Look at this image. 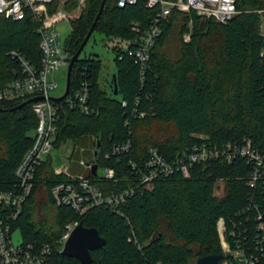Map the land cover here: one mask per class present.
Returning <instances> with one entry per match:
<instances>
[{"label": "trees", "instance_id": "trees-1", "mask_svg": "<svg viewBox=\"0 0 264 264\" xmlns=\"http://www.w3.org/2000/svg\"><path fill=\"white\" fill-rule=\"evenodd\" d=\"M117 1L106 0L95 29L119 40L114 46L112 89L103 88L99 81L101 59L81 55L72 70L70 90L73 93L88 80L94 112L86 115L66 100L57 102L54 149L69 140L83 139L84 152L88 146L93 148L100 168L116 170L117 182H99L106 194L128 186L135 173L131 162L146 158L149 148L172 163L194 145L250 140L264 155V13H259L264 10V0H236L239 13L227 23L196 11L173 9L161 23L162 33L151 51L144 80L139 64L128 56L137 37L133 27L137 23L142 30L148 28L161 7L151 8L146 0H138L121 8ZM103 2L87 0L82 16L73 23L65 40L71 57L88 35ZM77 6V0H68L66 9ZM36 27L30 18L13 21L0 16V88L16 78L12 71L17 63L11 51L21 52L40 66L41 36ZM177 27L182 39L178 59L167 53ZM186 34L191 35L189 42ZM123 101L128 102L127 108ZM24 103L0 101V192L17 186L16 170L34 144L39 120L32 103L19 108ZM142 112L145 116L140 118ZM126 120L130 126L125 125ZM129 141V151L106 157L115 145ZM252 170L245 159L198 164L189 177L175 170L168 179L155 181L152 191L131 196L118 210L102 206L78 214L70 206L55 203L52 189L66 176L56 175L53 158L48 156L37 168L34 189L14 229L21 232L25 243L51 244L52 264H80L60 252V240L70 221L96 228L106 240L104 247L92 252V264H190L193 258L223 253L217 230L221 218L228 227L242 210L254 219L255 203L264 199L261 186L254 189L249 184ZM219 180L225 183L223 196L216 194ZM256 224L253 220V226Z\"/></svg>", "mask_w": 264, "mask_h": 264}, {"label": "built area", "instance_id": "built-area-1", "mask_svg": "<svg viewBox=\"0 0 264 264\" xmlns=\"http://www.w3.org/2000/svg\"><path fill=\"white\" fill-rule=\"evenodd\" d=\"M0 0V16L13 21L32 19L36 22V31L41 36L42 59L40 66H36L21 52L13 50L11 58L16 61V67L12 73L14 80L0 88V101L33 100V110L36 113L39 125L34 134V144L27 152L16 170L18 184L11 190L0 192V206L3 213L0 214V264H52L54 248L51 244L36 246L24 241L16 244L13 240L14 224L21 217L24 207L30 198L35 185L37 168L51 156L54 143L57 138L56 122L58 120V107L53 100V92L58 83L51 80L50 76L64 67H69L72 57L65 50V41L62 40V24H66L71 30L73 23L82 16L87 0H77L78 6L69 11L66 9L68 0ZM149 7L160 5V11L150 26L144 30L137 23L133 30L137 37L133 40L134 47L128 50V56L133 58L141 68L142 80L145 79L151 61V51L161 36V23L167 19L173 9L181 12L196 11L198 15L215 19L220 23H227L239 13L236 0H146ZM138 0H118V6L123 8L129 4H135ZM263 14L264 10L259 11ZM264 19V17L262 18ZM264 32V21L262 23ZM190 34L185 35L189 42ZM262 55L264 56V50ZM86 73H84L85 75ZM90 83L82 81L80 87L64 99L70 107L79 106L86 115L94 112L90 101ZM123 108L128 107V102H122ZM136 116V111L133 112ZM145 113L139 114L142 118ZM126 126L130 121L126 120ZM130 141L121 145H115L107 158L117 155L122 151H129ZM237 159H245L253 170L249 177V184L256 189L261 186L260 196L264 199V155L261 154L250 140L242 143L229 142L218 146L210 143L194 145L183 152L182 156H176L173 162L165 159L157 149L149 148L148 156L138 162H131L135 171L129 180L128 186L119 192L106 194L100 187V180L117 182V173L114 168L106 167L104 174L100 175L99 167L97 178L90 176L95 160L86 164L87 173L72 175L67 167L55 168L56 175H65L66 179L52 189V197L58 206H70L78 214H84L88 210L107 206L118 210L125 205L129 198L136 193L152 191L157 180L171 177L175 170L185 176H190L193 166L208 165L213 162L231 164ZM224 182V180H219ZM225 186L217 196L224 195ZM255 197L253 196L252 200ZM256 204L254 219L246 215L245 210L239 211L236 217L231 219V227L224 218L217 224V230L221 242L223 260L219 264H264V200ZM253 220L257 223L253 226ZM79 221H70L65 226V232L60 240L63 251L64 246L72 232L79 225ZM232 240V243L229 239Z\"/></svg>", "mask_w": 264, "mask_h": 264}, {"label": "rangeland", "instance_id": "rangeland-1", "mask_svg": "<svg viewBox=\"0 0 264 264\" xmlns=\"http://www.w3.org/2000/svg\"><path fill=\"white\" fill-rule=\"evenodd\" d=\"M264 19H262L263 23ZM63 31L62 40L65 41L71 34V29L66 25L62 24L60 27ZM264 33V32H263ZM118 39L113 36H108L99 30L95 31L90 38L88 44L86 45L82 57H90L92 55H97L101 59V70L99 74V81L101 86L105 89L108 88L110 91L112 85L110 83L111 74L116 72V67L114 63V46L118 43ZM186 41V40H185ZM182 50V39L180 36L179 27H177L167 46V53L171 57L179 58L180 51ZM67 67L62 68L60 71L50 76V79L58 83V87L53 92V97L60 98L64 95L67 85ZM34 135V132H33ZM89 139V137L87 138ZM81 140H69L59 149H54L51 153L53 158V165L56 169L67 167V171L72 175L85 174L89 171L86 166L80 165L81 161H85L86 164L91 163L94 159V149L86 147L84 152V146L81 144ZM99 174H104V169L99 170ZM219 184L224 187V182H219ZM13 240L16 244L22 242L23 237L19 230L13 233ZM198 258H193L190 264H196Z\"/></svg>", "mask_w": 264, "mask_h": 264}, {"label": "water", "instance_id": "water-1", "mask_svg": "<svg viewBox=\"0 0 264 264\" xmlns=\"http://www.w3.org/2000/svg\"><path fill=\"white\" fill-rule=\"evenodd\" d=\"M105 2L106 0H104L99 14L96 20L94 21L88 35L86 36L85 40L80 46L78 52L72 57L70 65L68 67V72H67V85H66L65 93L60 98L53 97V100L55 102L63 101L69 95L70 89H71V79H72L71 77H72V70H73L74 64L76 63V61H78V59L84 52L86 45L88 44L90 38L92 37L94 33L97 23L103 12ZM94 57H97V55H94ZM113 78L115 80V94H118V87L116 84V75H114ZM38 100H40V98L29 100L25 102L23 105H21L19 108L29 103H32L34 101H38ZM95 155L97 156V153H95ZM98 169H99V166L97 164H94L92 168L93 176H97ZM222 188L223 187L219 183L216 184V194L217 195L221 193ZM105 243H106V240L100 235L99 231L96 228H86L82 224H79L75 228V230L72 232L70 238L68 239V241L66 242L64 246L63 251H61V254L69 258H76L80 262V264H92L93 263L92 252L104 247ZM223 258H224L223 254L204 256V257L198 258L196 261V264H219L220 261L223 260Z\"/></svg>", "mask_w": 264, "mask_h": 264}]
</instances>
